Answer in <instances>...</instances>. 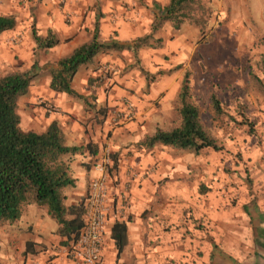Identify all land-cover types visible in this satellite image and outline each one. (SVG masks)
<instances>
[{"label": "crops", "instance_id": "1", "mask_svg": "<svg viewBox=\"0 0 264 264\" xmlns=\"http://www.w3.org/2000/svg\"><path fill=\"white\" fill-rule=\"evenodd\" d=\"M45 2L52 5L49 0ZM68 2L67 10L73 18L71 24L65 23L56 4L52 5L51 15L45 14L39 20L40 34L45 36L53 31L61 43L54 48L41 50L35 41H31V50L28 52V49H24L27 55L29 53L26 56L28 64L21 72L36 74V78L28 93L19 99L21 127L25 131L43 133L56 121L64 131L69 147H95L96 152L85 150L66 156L74 179V185L65 189L64 203L67 208L86 206L91 182L97 175L95 164L106 151L111 152L114 167L108 194L103 264H159V256L165 259L164 263L174 255L187 257L196 248L185 237L184 230L176 234L172 231L173 211L182 209L188 199V180L199 178L205 182L204 151L195 154L160 145L153 150L137 147L146 136L156 132L162 116L153 110L150 103L151 90L144 91L147 76L140 77L134 63L138 55L144 58L153 55L154 58H160L158 61L161 60L160 56L168 53L172 55L178 35H182L186 27L190 26L183 25L177 31L176 40L168 39L165 47H144L136 54L133 49L136 40L152 33L170 0ZM16 32L18 29L3 33L0 41ZM166 32H172L169 23H165L154 36L166 42ZM95 35L101 42L117 41L128 46V49L101 53L92 65L79 70L73 87L85 101L53 91L49 73L52 65L90 42ZM16 52L21 53V48L16 49ZM104 64L115 65L121 73L116 72L107 80L103 78L104 83L98 85L96 79L102 74V69L98 67ZM125 98L134 103L135 116L131 121L114 125L111 114L123 109ZM41 99L50 102L55 111L48 114L38 104ZM20 108H23L22 111ZM175 153L191 167L176 168L173 159ZM191 176L194 178L191 179ZM260 194L248 206L249 216L255 226L252 238L244 239L241 234H237L239 243L243 239L248 241L246 246L251 254L248 252L242 256L239 253L236 258L222 256L221 248L213 244L214 248L208 255L212 254L214 264H220L223 257L227 258L228 264H264V221L259 222V218H264V188ZM116 222L126 223L128 227L127 245L120 255L112 237ZM58 229L59 224L47 209L36 203L30 204L19 222L0 226V264H74L67 256L72 239L67 241L58 233Z\"/></svg>", "mask_w": 264, "mask_h": 264}, {"label": "rangeland", "instance_id": "2", "mask_svg": "<svg viewBox=\"0 0 264 264\" xmlns=\"http://www.w3.org/2000/svg\"><path fill=\"white\" fill-rule=\"evenodd\" d=\"M49 1L56 4L66 24L73 22L67 10L68 0ZM209 1L215 16L206 42L201 41L196 26L186 23L184 25L190 27L178 35L172 55H159L160 61L153 55L146 58L138 55L134 63L140 77L147 76L144 91L151 90L150 103L162 116L156 129L178 123L179 94L187 76L201 119L221 148L202 153L205 182L191 176L194 179L188 180L186 185L189 194L184 207L173 211L172 231L176 234L184 230L196 250L184 258L174 255L166 263L159 256V264H214L212 254L208 255L213 244L221 248L222 256L236 258L239 253L251 254L246 246L248 241L244 240L252 238L255 232L248 206L264 188V89L253 80L256 76L264 83V0ZM52 5L45 0H0V15H14L17 19L14 30L18 29L0 41V76L22 73L28 64L26 56H29L24 49L31 50V41H35L33 29L40 34L39 20L45 14H52ZM177 34L173 28L171 34L166 32L163 46L168 39L176 40ZM19 48L21 53L16 52ZM98 68L102 69L96 79L98 85L120 72L111 64ZM212 94L220 99L223 113L216 114L212 110ZM126 101L135 107L125 98L123 108ZM38 104L48 114L55 111L44 99ZM173 159L176 168L191 167L177 153ZM263 221V217L259 218V222ZM237 234H241L244 241L239 243ZM226 261L223 257L220 264H228Z\"/></svg>", "mask_w": 264, "mask_h": 264}, {"label": "trees", "instance_id": "3", "mask_svg": "<svg viewBox=\"0 0 264 264\" xmlns=\"http://www.w3.org/2000/svg\"><path fill=\"white\" fill-rule=\"evenodd\" d=\"M214 16L215 11L209 0H170L152 33L136 40L133 49L138 54L144 47L163 48V39H157L154 35L165 23H170L175 31H179L186 23L194 25L200 32L201 41L206 42L212 33L210 26ZM16 26L14 15H0V35L14 30ZM33 37L37 47L42 50L61 43L53 31L43 36L34 28ZM125 49L128 46L117 41L104 43L95 35L90 42L52 65L49 70L50 88L85 101L73 87L79 70L92 65L101 53ZM35 78L36 74L30 72L0 76V226L19 222L27 207L36 203L47 209L59 224L58 233L69 241L75 239L83 229L86 209L84 205L73 208L65 206V189L74 185L70 161L66 156L96 150L91 145L86 148L69 147L65 133L56 121L43 133L22 129L19 99L28 93ZM253 80L256 86L264 89L262 80L256 76ZM182 86L178 123L166 129L158 128L154 134L139 142L138 148L153 150L160 145L195 154L208 149L221 150L201 119L200 108L193 100L187 76ZM210 104L216 114L223 113L216 94L211 95ZM127 231L126 223L116 222L113 226L112 237L119 255L127 245Z\"/></svg>", "mask_w": 264, "mask_h": 264}, {"label": "built area", "instance_id": "4", "mask_svg": "<svg viewBox=\"0 0 264 264\" xmlns=\"http://www.w3.org/2000/svg\"><path fill=\"white\" fill-rule=\"evenodd\" d=\"M134 116L135 107L126 101L123 109L113 113L112 122L118 125L131 121ZM113 167L114 160L110 151H106L95 164L97 175L90 185L85 206V225L67 248V256L74 264H103L102 247L108 222V194Z\"/></svg>", "mask_w": 264, "mask_h": 264}]
</instances>
